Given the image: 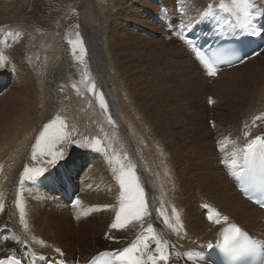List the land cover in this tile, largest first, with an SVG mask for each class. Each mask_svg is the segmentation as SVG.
I'll list each match as a JSON object with an SVG mask.
<instances>
[{
    "label": "rangeland",
    "instance_id": "1",
    "mask_svg": "<svg viewBox=\"0 0 264 264\" xmlns=\"http://www.w3.org/2000/svg\"><path fill=\"white\" fill-rule=\"evenodd\" d=\"M111 1H113L114 4ZM160 1L161 0H122L120 6V10L122 11L114 25L113 23L110 24L109 18L114 16V6L116 8L115 12L119 8V5H116L115 0H0V50H3L8 56L3 58V68H0V101H2L1 99L6 98V92L13 89V76L16 75L14 72H19L20 67L26 69L27 71L32 72L35 80L40 79L39 82L44 84L42 91L44 92L43 97L46 104L43 106L45 109H42L41 116L46 114L44 115L46 120L41 121L42 123L40 122L38 131L41 132L45 125L59 117V120L64 124V131L68 132L70 136L68 143L65 144L62 149V157H58L54 163L45 167L44 173L35 179H28L27 177L23 179V185L26 186V194L28 197H33L37 192L39 193L41 191L44 195L40 196L39 199L52 200L51 197L54 193L53 189L54 186L56 187L55 183L58 181V184L61 185L60 187L63 188L64 183L62 182H70L69 179L65 180V178L61 180L62 176L68 178L70 176L68 171L71 165L68 163L76 166V170L72 175V179L76 183L73 188V196L66 199L63 195V199H65L62 205H57L58 203H55L54 208L52 207L51 209V207H48L47 209V211H52L54 209L55 212L58 213L60 210L62 211L65 209V214L62 213L64 215L59 213V217H65L63 224L58 226L55 217L50 216V219H52V217L54 218V220L51 221L53 222L51 230L49 226H46V224L43 223V220H40L37 217V220L32 218L34 217L32 211L33 207L28 204V222H34V224L32 223V227L27 229L28 232L30 231L29 233H32L33 231L39 230V225H41L43 230L49 231V237L43 236L40 238L39 235L34 236L29 235V233L25 234L18 232L14 222L10 221V229L13 230L16 237L24 242V245H26L36 257L55 254L56 252L53 251L54 248H62V246L65 245V239L63 238L64 240H62L59 236L60 234L66 233L65 230L67 228L69 232L73 233V237L76 239L75 241H78L79 244L83 240H94V247H97L96 249H100L101 246L110 247L120 239V237L112 239L113 242H111V244L105 241L106 235L109 234V232L111 233L117 230L112 229L110 225L114 222L120 204L116 207L113 206L110 211L112 221L103 222L101 226L100 217L103 216V213L101 212L102 206H100L101 201L97 199H100L101 196H105L106 193L107 195L111 194V191L108 189L114 188L113 178L116 180V176L114 175L118 173L117 168L112 166L111 163L114 160L119 164L121 163V158L118 155L119 150L113 140L115 138L113 129H116L118 134L119 129L122 130L118 122L124 126L123 130H125L130 126V122L135 123L134 120L139 121L142 125L141 134L142 130H150L153 127L156 130L154 136L155 143L153 144L151 135L145 136L147 139L150 138V140L148 139L149 143H151L156 149L165 152L170 148L168 147L170 140L173 142L172 148L181 147L182 152L177 154L175 161L180 167L184 162L186 163V168H194L195 166L200 167L198 170L194 171L196 173L193 174L192 172L187 173L185 170L184 172L186 175L188 174L187 178L190 177L189 179H192L195 177V179L199 180L197 183L198 186L195 184V189H198L199 192L197 193L201 195L202 193H205L201 188L200 180L203 175H205V169L203 168L206 161H208V166L210 165L208 169L215 172L214 174H216L218 179L225 178L223 176L224 172L216 169L218 164L225 167V165H222V162L224 161L222 160L220 163L217 162L216 165L215 160L217 161V159L211 158V156L217 158V153L221 154L223 151L226 153V151L231 149L229 146L222 150L223 143L219 140L220 136H217L216 133L220 128H218L217 123H221L223 116H228L229 114H233L234 118L239 114H246V116L251 114V116L253 115V118L257 116L258 113L264 115V109L255 111V106L264 101V37H262V47L255 55H253L254 59L250 62L247 61L248 63L246 62V69L239 67L242 69L235 75L239 77L240 74L245 73L244 71H246V77H240V80L246 79V85L244 83L242 84L240 81L238 86H235V84H231L232 86H230V82L226 83L225 77H222V75L219 74V79L214 80L213 83L211 81L208 84V82L200 79L199 81L203 86L198 83L196 84L197 88H192V78H190L188 73L178 71L177 67L174 66V60L176 59L167 58L166 54H161V49L163 48H160V46L157 45V42L161 41L166 44H171L172 47L179 48L176 46V44L179 43V40L175 29L172 31L166 29L164 23H168L166 21L171 20L169 23L176 27L177 20L182 18V7H184L185 4H179L177 0H174L175 4L167 9L166 6L164 8ZM202 1L203 0H195L194 5L201 3ZM253 2L256 4L257 11L262 12V24L264 25V0H254ZM138 5H143L144 8L149 10L148 12L152 14L157 6H159L161 8L160 15L155 14L153 17L160 16L161 19L164 18L165 21H161V25L157 26L148 19L149 16L147 11L138 8ZM125 6H127L126 12L124 9ZM128 6L130 7L128 8ZM177 7L180 9V12L176 11ZM106 10L109 11L108 13H110V15L107 12H103ZM99 11L101 12L99 13ZM101 13L104 15H100ZM129 16L131 18H129ZM224 18L227 19L226 17ZM139 19H143L145 22H139ZM256 19L257 18L253 20V23H255L254 21ZM86 21H88V23L90 21L91 25L89 26L90 23L88 24ZM87 25L89 27H87ZM163 30L172 34L174 39L166 38L164 35L160 34ZM261 32L260 29V35ZM122 33L123 35L127 33L125 38H123L124 36L119 38ZM116 38L120 40L117 41L115 40ZM124 44H126V46L121 47ZM101 45L105 46L102 47ZM19 46V57L17 56L18 58L14 57L13 59L11 52L13 49L16 50L19 48ZM96 47L97 49H95ZM110 48L112 53L109 50ZM113 48L117 50L116 52H118V55H115ZM92 49H95L97 54H93ZM106 52H108V55ZM158 53L161 54V57H158ZM118 56L120 57L118 61L121 62L123 68H119L120 66L117 61ZM21 59L23 60V63H21ZM29 66L31 67L29 68ZM113 66H115V68ZM115 70L118 71L115 73ZM168 72L175 75L170 76ZM194 78H196V75ZM120 80L121 82H119ZM67 81H70L69 83L72 85L74 84V90L78 87V82L81 81L83 82L82 84H86V90L84 89L83 94L81 95L76 94L70 97V94L64 92L70 90L66 89L64 86V83ZM148 84H152L155 89L152 97L149 93L151 88ZM214 87H217L215 91ZM235 90H238V92L235 93ZM225 92L229 93L228 99L221 94ZM215 93H218L221 100L215 97ZM213 96L216 99L214 102ZM100 98L105 102L107 111L100 107ZM239 102H241V104ZM45 105H48L49 107H45ZM122 105L130 110V120L127 119L122 112ZM150 105L163 119L164 125L167 126L165 133L161 129H159L161 132L159 133L155 124L157 118L154 116L152 117V122L154 121V123L151 125L150 120L147 117L148 110L145 108L148 106L150 112H153ZM249 106H251V108L253 106L252 112L249 111L251 109ZM46 109H50V111H47ZM45 110L48 113H46ZM46 116L48 118H46ZM109 118H111V123L109 122ZM238 119L239 118H237V120ZM257 120H262V118ZM169 131H172V134L168 135L170 133ZM203 131L206 133L207 139H203ZM200 132L201 135H199ZM173 133L175 134L174 136ZM195 135H198V138L201 139H195ZM122 140L125 142V139ZM94 141H98V144L92 146ZM127 143L129 147H132L134 141L130 140ZM233 149L235 150H232L231 153H227L232 154L227 157L228 159L231 158V163L226 165L227 173L230 171L233 163H238L240 148L237 149V147H233ZM80 151L84 154L79 155L78 153ZM214 151L216 152V155L213 154ZM84 155L87 156L85 157ZM165 157L172 160V156H170L169 153H167ZM26 158L28 159V157ZM203 158L205 161H203ZM128 159L132 163L135 173L139 174L138 163L141 162L139 154H132ZM228 159L225 162H228ZM71 160H75L74 163H72ZM171 160L169 162H171ZM93 164H96L97 168L99 165V170L101 172L99 174L102 177H99V175L98 179L91 178V180L89 179V176L93 172L88 170ZM97 173L98 172L94 174V177H96ZM98 180L101 181L99 182ZM226 181L228 182L229 187H231L232 185L230 182L227 179ZM149 183L151 184L150 188L153 187L154 191L150 193L152 194V197H154L153 195L158 193V190L154 186L156 183L153 180ZM42 184H45L46 188L42 189ZM229 187H225L226 190H228L226 191L228 193L230 192ZM139 188L142 189L146 205L148 206L147 213L145 214L142 223L146 221L149 222V224H147L146 228L143 230V240H145L143 242L147 243V248L143 247V244H139L140 252L136 255L143 259L145 264H152V261L149 259L150 257L155 258V264H163L165 260L161 261L159 259L160 252L158 250H162L166 257H168V252L165 249L164 242L159 243L157 249L150 248L149 238L153 240V232L148 231V225L152 226L155 224L157 226L158 222L155 220V215L151 213L152 207L150 209L148 197L145 193V183L142 188L140 186ZM57 192L58 191L56 190V193ZM89 194L94 195V197L91 198L93 203L90 200H86V196ZM207 198L208 200H213L212 198H209V196ZM155 200H157V198ZM65 201L69 203H66ZM77 201H79V203H77ZM36 202L38 203V200H36ZM72 203L74 206L71 205ZM208 206H214V204L210 202V205ZM220 206L223 207L222 204H220ZM88 207L91 208V211L83 214V210ZM214 211L222 215L220 212L223 211V208L220 209L218 206ZM40 213L42 215L44 214L43 212ZM157 213H159L158 206L156 207L155 214ZM228 218L244 224L240 218L232 214H228ZM135 222L136 221H133L131 224ZM41 223H43V225ZM93 224H95V226ZM256 224H264V219H261ZM144 226H141V224H135L134 232L140 234ZM252 229V233L256 234L255 232L259 231L261 232L262 237H264V225H254ZM59 231L60 233H58ZM5 232V230L0 232V243L7 245L12 242V234H4ZM128 237L129 235L127 238ZM65 238L67 239V237ZM132 238L134 237L132 236ZM67 242H71V240H67L66 243ZM136 243L139 242L136 241ZM52 245H58V247H51ZM0 249H4V247ZM194 250L199 255L202 253L200 248H195ZM199 263L204 264L203 262H198V264ZM77 264H79V262ZM119 264H123V262L120 260ZM170 264L176 263L170 262Z\"/></svg>",
    "mask_w": 264,
    "mask_h": 264
},
{
    "label": "bare ground",
    "instance_id": "2",
    "mask_svg": "<svg viewBox=\"0 0 264 264\" xmlns=\"http://www.w3.org/2000/svg\"><path fill=\"white\" fill-rule=\"evenodd\" d=\"M115 1H116V5L117 4L119 5V8L117 7L118 9H117V11H116L117 13H116L115 12L116 8L114 6V9H113L114 10V13H113L114 16L109 18L110 24L113 23L114 25L116 23L115 22L116 19L118 18L119 14L122 11V10H120L122 0H115ZM177 1L179 4L180 3L185 4V6L183 5L184 7L180 6V7H182L181 16H182L184 22H186L188 25H191V24H192V26L203 25V27L205 28L206 31H211L213 28V26L210 27L211 20L208 21L207 18L209 15H205V13H207L209 11L208 6L211 5L212 6V13L211 14L216 15L217 21L220 25L219 27L222 30H225L228 33H232V34H244L243 33L244 30L237 25V21L235 20L234 17H232L231 15H229L227 13L220 11L219 4H220L221 0H203L201 3H198L196 5H194L195 0H177ZM111 2H113V1H111ZM160 2H162V5L164 6V8L166 6L167 9H168V7L175 4L174 0H164V1L161 0ZM224 2L230 3V0H224ZM110 4H112V3H110ZM113 4H114V2H113ZM129 7L130 6H128V8ZM153 7H155V6H153ZM107 8H110V7H107ZM138 8L145 9L143 5H138ZM124 9L126 12L127 6H125ZM146 11H147L148 16H149L148 19H150V21L153 22L154 24H156L157 26L161 25L160 24L161 21H165V19L164 18L161 19L160 16L159 17H153L155 14L160 15L161 8L159 6H157V8L153 14L149 13L148 12L149 10H146ZM100 12L101 11H99V13ZM103 12L108 13L109 11L106 10ZM261 13H262L261 11H257V7L255 4V8L253 10V16L251 18V23H252V27H254L258 32H260V29H262L264 27V25L262 24ZM108 14L110 15V13H108ZM100 15H104V14L101 13ZM130 16H129V18H131ZM87 17H90V16H87ZM224 17H226L227 19H225ZM153 18H155V19H153ZM255 18H257V19L254 21L255 23H253V20ZM85 19H89V18H85ZM102 20H104V19H102ZM86 22L88 23V21H86ZM139 22L143 23L145 21H143V19H141V20L139 19ZM166 22L169 23L170 21H166ZM89 23H90V21H89ZM90 25H91V23L89 24V26ZM177 25H179L178 20H177L176 26ZM89 26L87 25V27H89ZM96 27H97V25H96ZM126 34L123 35V33H122L119 36V38H122V36H124L123 38H125ZM160 34L164 35V37H166V38H170L172 40L174 39L172 37V34H169L168 32H166L164 30H163V32L161 31ZM104 36H105V34H104ZM111 38L113 39L112 36H111ZM115 40L119 41L120 39L118 40L116 38ZM178 40H179V43H177L176 46H178L179 48L172 47L171 44H169V43L166 44L165 42H161V41L157 42V45H159L160 48H163V49H161V54H163V55L166 54L167 58H175L176 59V60H174V66L177 67L178 71H180V72L183 71V72L188 73L190 78H192V83H193V84H191V87L193 86L192 88H195L196 84H198V83L201 86H203V84H201L199 81L200 79H203L205 82H208V84L211 81L213 83L214 80L219 79V77H218L219 74H221L222 77H225L226 83L230 82V86H232L233 84H235V86H238L240 81L242 82V84L244 83L246 85V79L240 80V77H246V71H244L245 73L240 74L239 77H237L235 75L238 74L242 68L246 69V64L248 62H250L252 59H254L253 56L246 57L241 63L239 62V64H236L234 66L222 68L216 72L214 77H212L211 79H207L206 77H204V75H203L204 71L201 68V66L199 65V63H197V60L194 57V55L190 52V50L186 46H184L183 43H181L182 41L180 38ZM101 46L104 47L105 45L104 46L101 45ZM118 46H120V45H118ZM124 46H126V44L122 45L121 47H124ZM89 47H90V45H89ZM111 48L109 49L110 52H111ZM171 48H173V49H171ZM19 49H20V46L16 50L13 49V51L11 52L13 59H14V57H16V58L19 57V54H18ZM95 49H97V47ZM95 49H92L93 54H97V51ZM113 50L115 51V55H118L117 54L118 52H116L117 50H115L114 48H113ZM55 52H56V50H55ZM90 52H91V50H90ZM57 53H59V52H57ZM107 53L108 52H106V54ZM104 54H105V52H104ZM113 54H111V55H113ZM161 54H159L158 57H161ZM4 57L6 58L8 56L4 53L3 50H0V58H2V59H0V65L4 64V62H3ZM119 59H120V57L118 56L117 61ZM255 60H256V58H255ZM20 61H21V63H23L22 59ZM114 62H116V61H114ZM118 63H119L120 67L117 65L116 66L119 68H123L121 62L118 61ZM30 67L31 66H29V68ZM110 67H111V65H110ZM113 67L115 68V66H113ZM239 67H242V68H239ZM0 68H3V67L0 66ZM16 68H17V65H16ZM65 69H66V67H65ZM46 71H47V69H46ZM62 71H64V70H62ZM117 71L115 70V73ZM38 72H40V71H38ZM97 72H98V70H97ZM14 73H16V75L13 76V81H12V85H14L12 87L13 89L10 88L12 90L6 92V94H5L6 98L1 99L2 101H0V163H1V165H0V177H1V179H0V232L2 230H5L6 232L4 234H6V233L12 234V242L8 243L7 245H5L4 243H0V248L4 247V249H0V260L3 258H6V257H13L19 261H22L24 264H77L78 262H79V264H85L86 262H89L88 264H94L93 260L90 261V258L94 254L98 253L101 250H109L113 255L115 263L119 264V261H120L119 253L122 252L124 248L130 247L132 244L136 243V241L137 242L145 241V240H143V232H144L143 230L146 228V226H147V224H149V222H146V221H144L143 223H142V221L135 222L133 224H130L125 229L115 230L111 233L109 232V234L106 235L105 241H107L111 244V242H113L112 239L119 238V237H120V239H118L114 245H112L110 247H107V246L102 247L101 246L100 249H96L97 247H94L95 246L94 240H90V241L83 240L79 244L78 241H75L76 239L73 237V233L69 232L68 228H67L65 230L66 233L60 234V236H59L62 240L65 239V242H64L65 245H63L62 248H54L53 251L56 252L55 254H51L48 256H40V257H36L35 254L32 253L29 250V248L26 247V245H24V242L20 241V239L16 237L13 230L10 229V223H11L10 221H13L15 224L16 230L18 232L25 233V234L30 232V231L28 232L27 229L32 227V223L34 224V222H28V219H29L28 218L29 212L27 209L28 204L33 207L32 211L34 213V217H32V218L36 219V217H37L40 220H43V223H45L46 226H49L50 228L52 227V223H53L51 221L54 220L53 217H52V219H50V216L55 217L56 221L58 222V226L63 224L65 217H63V218H62V216L59 217V213L65 214V209L62 211L60 210L59 213L55 212L54 209L52 211H47V209H48V207H51V209H52V207L54 208L55 203H58L57 205H62L64 203V199L66 198L64 196L65 198L63 199L62 195H59L58 193H56V190L58 188H61L60 187L61 185L58 184V181L55 183L56 187L54 186V189H53L54 193L52 194V197L50 196L52 198V200L39 199L40 196L44 195L43 192H41L40 190H39L40 191L39 193L35 192L36 193L35 196L28 197V195L26 194V188H25L26 186L23 185V182H21V178L24 175V168L25 167H28V168H45L49 164H51V163H48V161L52 160L53 157L48 153L47 150H42L43 146L41 148L36 147L37 140L40 138L41 133L44 131V129L41 132L38 131L39 124L41 121L46 120L45 116H44L46 114L41 116L42 109L44 108L43 106H44V104H46V101L44 102L45 99L43 97L44 92L42 91L44 84L39 82L40 79L35 80L32 72H29L26 69H23L21 67H20L19 72H14ZM41 73H42V71H41ZM139 73H140V71H139ZM142 73H144V72H142ZM109 74H110V72H109ZM109 74H108V76H109ZM169 75L171 76V75H175V74L169 73ZM195 75H196V78H194ZM113 76H114V74H113ZM143 76H145V75H143ZM138 77H139V75H138ZM100 79H102V78H100ZM173 79H175V78H173ZM69 82L70 81L65 82L64 86L66 89H70L71 91L70 90L64 91L65 89L62 91L66 92L67 94H70L69 95L70 97L72 95L74 96L76 94L81 95V94H83L84 89L86 90V87H87L86 84L85 85L82 84L83 82H81V81L78 82L79 83V84H77L78 87L75 90L73 89L74 84L72 85ZM119 82H121V80ZM148 85L151 88L149 93H150V96L152 97L155 89L153 88L152 84H148ZM253 86H255V85H253ZM216 88L214 87V91ZM236 92H238V90H235V93ZM215 94H216L215 97L220 99L218 93H215ZM221 94H222V96H225L226 99L229 98L228 92L221 93ZM234 96H235V94H234ZM234 96H233V98H234ZM215 100L216 99L213 96V102ZM263 102H260L257 104V106H255V111L264 109V103ZM239 103L241 104V102H239ZM237 104H238V102H237ZM48 105L47 106L45 105V107H49ZM249 107L251 108V106H249ZM50 108H51V106H50ZM145 108H146V110H148L147 111V117L150 120L151 125L154 123V121L152 122V117L154 116L157 118V120L155 121V124H156L158 130L161 129L165 133V131L167 130V126L164 125L163 119L154 111L152 106H151V110L153 112H150L148 106H146ZM252 110H253V106L249 111L252 112ZM47 111H50V109ZM47 111H46V113H48ZM122 112L125 114L126 118L130 120V110H128L124 105H122ZM237 114H235V115H237ZM262 115H263L262 113H258V115L255 116L254 118H253V115L251 116V114L249 116L248 115L246 116V114H244V115L239 114V115L235 116V118L233 117V114H229L228 116H223V118L221 117L222 118L221 123H217L218 128L219 127L220 128H219V131L216 133H217V136H220L219 140L223 143L222 150H224L225 147H229V146L231 149L226 151V153H225V151H223V153H221L222 155L220 153L219 154L217 153V158H215V156H211V158L217 159V161L215 160L216 165H217V162L220 163V161H222V160H227L228 159L227 157L232 155V154H227V153H229V152L231 153L232 150H235V149H233V147H235V148L237 147V149L240 148L239 162L238 163L241 164L244 149H245V147L249 141H251L256 136L263 134L261 139L264 142V118H263L264 115H263V117H262ZM47 116H46V118H48ZM229 116H231V117H229ZM257 117L262 118V120H259L261 122H259L257 120ZM237 118H239V119L237 120ZM174 120H175V118H174ZM134 122L135 123L130 122V126H128V129L127 128H126L127 130L125 129L126 131L123 130L124 126L121 125L120 122H118V124H120V126L122 128V130L119 129V134H118V131L116 129H113V133H115V135H114L115 138L113 140L115 141V144L117 145V148L119 150L118 155L121 158V163L119 164L118 162H116V160H114L111 163V165L116 167L118 170V173L116 175H114V176H116V180H115V178H113V183H114L113 187L114 188L108 189L111 191V194L107 195V193H106V195L101 196L100 199L97 198L99 201H101L100 206H102L101 212L103 213L102 214L103 216L100 217V219H101L100 225L101 226H102L103 222L105 223L106 221H108V222L112 221V216H111L110 211L113 208V206L116 207L117 205L120 204V197H121L122 189L120 187L119 180L117 177L121 172H124L125 174H128L130 172L131 176L135 178L136 183H138V185L141 188H142L144 183L146 185L145 193L148 197V203H149L150 209L152 207L151 213L153 215H155V218H156L155 220L158 222L157 226L155 224L152 225V227L154 228L153 235L156 237V239L151 240L149 238L150 248L157 249V246H158L157 241H160V243L164 242L165 249L168 252V257H167V260H165L163 264H170V262H175L176 264H198V262H203L204 258L206 256L209 258H212L215 254H221L223 257H225L226 256L225 255L226 250L221 246V244L219 242H216V240L218 239V236L224 232L225 226L227 224L236 223V224L240 225L241 227H243L248 232L253 231L252 227L254 225H256V226L264 225V224H258V225L256 224L261 219H264V212L262 211V209H260L259 207H257L252 202H250L249 200H247L246 198L242 197L239 194L236 184L232 180L229 179V172L230 171H228V173H227L226 166L222 167L220 164H218L216 169L218 171L224 172L223 176L230 182V184L232 185L231 187H229V184L225 178L224 179H218L216 177V174H214L215 172H212V171H210V169H208V167L210 166V165L208 166V161H206L204 163V168L203 167L202 168L205 169L204 170L205 175L202 174L204 178L203 177H202V179L200 178L201 179L200 181H201V188L204 190L205 193H202L200 195L197 193V192H199L198 189H195V184L197 185L199 180L195 179V177H193L192 179H189L190 177L187 178L188 174L186 175V173H185V172H187V173L192 172V174L196 173L194 171L198 170V168H200V167L195 166L194 168L193 167L186 168L185 162L180 167L176 163L175 158H177V154H180L182 152L181 147L180 148H177V147L172 148L173 142L170 140V143L168 146L170 148H168L165 152L163 150L156 149L155 147H153L151 145V143H149L150 138H148L149 139L148 140L147 137L145 136V135H151V139H152V142L154 144L155 143L154 136L156 134V132H155L156 130L152 127V129H150V130H144V131L142 130V134H141V126L142 125L137 120H134ZM217 122H218V119H217ZM157 124H159V125H157ZM61 131H62V134L64 136V139L61 141H58L54 145V147L52 148V151L61 152L64 145L67 144L69 141L70 136H69L68 132L64 131L63 128L61 129ZM169 132L170 133L168 135L172 134V131H169ZM159 133H161L160 130H159ZM202 134H203V139H207V135L204 131L202 132ZM116 135H117L119 141H118ZM142 135H144V136H142ZM174 135L175 134L173 133V136ZM199 135H201V132L199 133ZM198 137H199L198 135L194 136V138L197 140L201 139ZM122 139H125V142H123ZM130 140H133L134 144H135V145L133 144L132 147L131 146L129 147V145L127 143ZM34 153H35V159L33 158ZM167 153H169L170 156H172V160L170 158L165 157V155ZM78 154L83 155L84 153L82 151H80ZM132 154H135V155L139 154V157L141 160V162L138 163L139 164L138 165V170H139L138 173L139 174L135 173V171L132 167V163L128 159V157ZM213 154L216 155V152L214 151ZM84 156L86 157L87 155H84ZM26 157H28V159ZM58 157H62V156H57L55 158V160H57ZM186 158H187V156H186ZM207 159H209V158H207ZM230 159L231 158L228 159L227 164L231 163ZM170 160L172 163L169 162ZM71 161H72V163H74L75 160H71ZM203 161H205L204 158H203ZM68 164L71 165V167L69 168V171H68L70 176H69V178L62 176L63 178L61 177V180H63L64 178H65V180L69 179L70 183H72L73 186H75L76 183H75V181H73L72 175L74 174V172L76 170L75 169L76 166L72 165L71 163H68ZM200 164H201V162H200ZM96 166H97L96 164H93L92 167L90 166V169L88 171H92L93 173L90 174L89 179H91V178L92 179H95V178L98 179V176L100 175L99 173H101V172L99 170V165H98V168ZM93 168H94V170H93ZM238 168H240V171L242 169L241 166L237 167L236 170L233 171V173H235L236 175H238V173H237ZM184 170H185V172H184ZM204 171H203V173H204ZM96 172H98V173H97L96 177H94V174ZM29 175H31V173H29ZM99 177H102V176L100 175ZM24 179H25V177H24ZM151 180L155 181L156 184L154 186L158 190V193H155L153 195L154 197H152V194L150 193V192L154 191L153 187L150 188L151 184L149 182ZM103 184H105V183H103ZM45 186H46L45 184H42V189L46 188ZM226 186H228L230 189L229 193L226 192V191H228L225 188ZM29 195H30V193H29ZM208 196H209V198H212L213 200H211V199L208 200V198H207ZM93 197H94L93 194H91V195L89 194L86 196V200H90L93 203V200L91 199ZM156 198H157V200H155ZM95 199H96V197H95ZM36 200H38V203L36 202ZM18 201L24 209V222H21V219H20V209L17 207ZM210 202H212L214 204V206H208V205H210ZM219 202H221V203H219ZM66 203H69V202H66ZM220 204H222L223 207L220 206ZM71 205L74 206L73 203ZM157 206L159 208V213L155 214ZM218 206L220 207V209L223 208V211L220 212L222 215H220L216 211H214L215 208ZM173 209H175V215L173 214ZM88 211L89 212L91 211L90 207H88L87 209H84L83 214H85ZM40 212H43L44 214L42 215ZM66 213H67V210H66ZM64 214H62V215H64ZM224 214H225V216H224ZM228 214H232L234 216H237L238 218H240V220L245 225L234 220V219H229ZM209 216L212 217L211 220L209 219ZM177 217H178V221H177ZM217 217H219V223L216 222ZM224 217H227V219L225 220ZM165 219L168 220V224L164 223ZM36 220H35V222H36ZM43 223H41V224L43 225ZM95 224H93V225L95 226ZM135 224H141V226L145 225L140 234H137L134 232ZM43 228H44V226H43ZM35 229H36V227H35ZM51 230H52V228H51ZM54 233H55V231H54ZM58 233H60V231ZM255 233L256 234L253 233V235L255 237H257L256 238L257 241L259 243L263 244L264 243V237H262L261 232L258 231ZM4 234H2V235H4ZM48 234H49V231L43 230L41 225H39V230H36V231H33L32 233H29V235H34V236L39 235L40 238H42L43 236L49 237ZM128 235H129V237L127 238ZM132 236L134 238H132ZM65 237H67V239ZM67 240H71V242L66 243ZM214 242H216L215 252H210V253L205 254L206 256H204V258L201 254L200 255L197 254L194 250L195 248L197 249L200 247H205V251H206L207 249H209V245L213 244ZM55 246L58 247V245H52L51 247H55ZM57 249H59V251H57ZM231 264H234V262L231 261Z\"/></svg>",
    "mask_w": 264,
    "mask_h": 264
},
{
    "label": "snow or ice",
    "instance_id": "3",
    "mask_svg": "<svg viewBox=\"0 0 264 264\" xmlns=\"http://www.w3.org/2000/svg\"><path fill=\"white\" fill-rule=\"evenodd\" d=\"M208 7L209 11L205 13V15H210L212 13V6L209 5ZM254 8L255 4L253 0H230V3H225L224 0H221L219 4L220 11L234 17L237 21V25L240 28L244 29L250 35H259L260 33L254 27H252L251 23ZM180 38L182 40L184 39L183 36H181ZM189 46L192 47L190 42ZM192 50L195 52L197 59L208 71V73L210 75H214L216 61L212 57H208L205 54L201 53L194 47ZM100 107L107 111V106L102 98H100ZM257 119H261V117H257ZM109 122H112L111 118H109ZM63 127V122L59 120V117H57L55 120L45 125L44 131L41 133L40 138L37 140L36 147L41 148L43 146L42 150H47L48 153L53 157V159L49 160L48 163H54L57 156L63 155L62 151H52L54 145L58 141L64 139L61 131ZM95 144H98V141H94V144L92 146H94ZM255 145L256 141L253 140L249 143L248 148L255 152ZM33 158L35 159V153L33 154ZM44 171V168L25 167L21 182H23L24 177H27L28 179H35L36 177L42 175ZM29 173H31V175H29ZM117 178L122 189L120 197V207L117 210L114 222L110 225V227L112 229L122 230L127 228L133 221H142L145 217V214L147 213V205L142 189L139 188L138 183H136L135 178L131 176L130 172L128 174L121 172ZM242 190L245 192H248L249 190L259 191L264 194V145L259 146V157L257 164L253 167L251 174L248 177L247 187L242 188ZM249 199H254V197L250 195ZM77 203H79V201H77ZM261 204L262 206H264V201H261ZM17 207L20 209L21 222H24V209L20 205L19 201L17 202ZM173 214L175 215V209H173ZM209 219L211 220L212 217L209 216ZM224 219L226 220L227 217H224ZM216 222L219 223V218H217ZM164 223L168 224V220L165 219ZM148 231L153 232V228L151 225H148ZM240 234L241 230L237 226L233 225L231 229L228 230V232L225 234V245L231 244L240 236ZM152 239H156V237L153 235ZM157 243L159 244L160 241H157ZM139 244H143V247L147 248V243L141 241L139 243L132 244L130 247L124 248L123 251L119 253V259L123 262V264H145L144 260L136 255L138 252H140ZM209 247H211V245H209ZM57 251H59V249H57ZM158 251L160 252L159 259L161 261L167 260V257L163 254V251ZM258 251L262 261H264V245H261ZM149 259L152 261V264H155L154 257H150ZM9 264H20V262L15 261L13 258H9ZM104 264H110V261H105Z\"/></svg>",
    "mask_w": 264,
    "mask_h": 264
}]
</instances>
